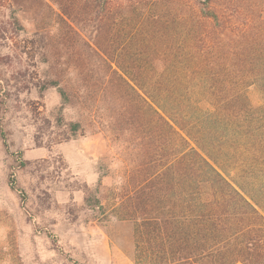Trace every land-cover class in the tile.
<instances>
[{
	"label": "trees",
	"instance_id": "obj_1",
	"mask_svg": "<svg viewBox=\"0 0 264 264\" xmlns=\"http://www.w3.org/2000/svg\"><path fill=\"white\" fill-rule=\"evenodd\" d=\"M26 1L36 24L19 40ZM60 26L47 86L80 115L62 140L96 125L145 170L117 206L134 264H264V0H0L4 59Z\"/></svg>",
	"mask_w": 264,
	"mask_h": 264
},
{
	"label": "rangeland",
	"instance_id": "obj_2",
	"mask_svg": "<svg viewBox=\"0 0 264 264\" xmlns=\"http://www.w3.org/2000/svg\"><path fill=\"white\" fill-rule=\"evenodd\" d=\"M37 5L26 1L22 8L19 40L34 31ZM65 30L33 39L45 44V62L29 40L32 57L4 59L7 49H0V264H134L133 223L117 218V206L129 176L138 183L145 170L135 171L131 149L96 125L62 140L64 122L80 115L77 108L60 110L58 89L47 86V39L64 55L56 42ZM77 39L74 50L82 52ZM249 97L260 101L257 90Z\"/></svg>",
	"mask_w": 264,
	"mask_h": 264
}]
</instances>
